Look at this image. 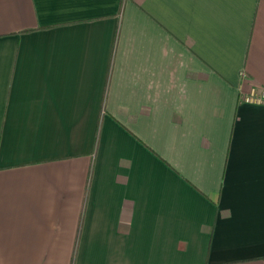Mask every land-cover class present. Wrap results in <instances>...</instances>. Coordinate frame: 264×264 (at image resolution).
I'll return each instance as SVG.
<instances>
[{
	"label": "crops",
	"instance_id": "crops-1",
	"mask_svg": "<svg viewBox=\"0 0 264 264\" xmlns=\"http://www.w3.org/2000/svg\"><path fill=\"white\" fill-rule=\"evenodd\" d=\"M264 0H0V264H264Z\"/></svg>",
	"mask_w": 264,
	"mask_h": 264
},
{
	"label": "built area",
	"instance_id": "built-area-1",
	"mask_svg": "<svg viewBox=\"0 0 264 264\" xmlns=\"http://www.w3.org/2000/svg\"><path fill=\"white\" fill-rule=\"evenodd\" d=\"M243 100L245 102H251V103H261L264 101V89L259 88H253L251 89L249 94L243 95Z\"/></svg>",
	"mask_w": 264,
	"mask_h": 264
}]
</instances>
